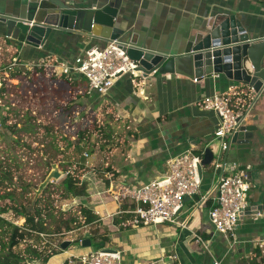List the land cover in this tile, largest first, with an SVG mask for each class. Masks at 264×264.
Segmentation results:
<instances>
[{"label":"crops","instance_id":"1","mask_svg":"<svg viewBox=\"0 0 264 264\" xmlns=\"http://www.w3.org/2000/svg\"><path fill=\"white\" fill-rule=\"evenodd\" d=\"M20 3L21 0H0V9L13 12ZM119 14L118 24L141 38L156 40L165 49L171 48L186 33L223 16L235 15L252 39L264 38V2L257 0H123ZM107 44L80 34L54 31L43 47L35 48L6 37V29L0 23V76L7 78L14 59L20 62L19 69L24 72L36 70L39 64L49 71L48 77L51 74L58 78L55 86L66 84L77 104L84 103L88 109H95L99 104V110L109 105L115 111L120 128L127 131V144L105 146L98 157L94 151L89 157L92 161L86 166L87 172L81 177L88 186V198L76 200L97 215L98 221L83 226V232L76 237L79 242L39 264H82L80 257L95 251L93 245L102 239L108 240L104 249L121 252V264L150 261L158 264H214L215 261L264 264V90L257 102L247 107L244 124L257 128L253 138L249 143H232L225 152L232 173L246 172L250 185L249 210L240 219L235 237L226 238L215 230L209 218L211 203L192 214L190 210L196 198L185 202L180 215L179 222L187 221L186 227L169 224L133 227L127 224L132 215H114L132 210V201L127 198L117 201L115 194L167 175L168 162L185 152L204 155L206 149H211L215 159L221 155L220 142L214 138L218 117L199 106L202 99L228 92L233 86L253 98L256 94L222 74L201 81L180 75L153 74L138 79L136 84L123 75L103 97L88 96L87 81L80 76L75 79L77 84L69 85L61 73L60 63L88 48ZM57 113L62 114L61 110L55 111V116ZM217 182L214 167L203 168L201 195L216 196ZM87 235L90 247L83 246ZM92 237H95L93 241ZM197 237L207 243L208 251L197 243ZM173 257L176 259H171Z\"/></svg>","mask_w":264,"mask_h":264},{"label":"rangeland","instance_id":"2","mask_svg":"<svg viewBox=\"0 0 264 264\" xmlns=\"http://www.w3.org/2000/svg\"><path fill=\"white\" fill-rule=\"evenodd\" d=\"M35 69L26 71L28 74L19 76L16 82H8L7 94L0 98V210L9 209L0 213V219L25 232V218L15 214L13 208L29 213L40 209L52 232L41 234L40 241L28 235L23 237L12 249L23 256L29 246L44 254L58 253L63 250L64 243L74 245L71 241L83 232V226L81 230L74 229V233L67 232L63 224L73 218H78L81 223L84 221L81 204L76 199H65L63 195L62 182L71 169L70 165L61 162L64 147L76 143L79 135H86L95 126H100L101 132L111 130L112 142L106 146L122 147L128 141L126 129L120 128L115 111L109 105L99 110V104L95 109H88L84 103L77 104L74 93L69 95L65 83L56 87L57 77L51 74L48 77L49 71L42 66ZM60 110L62 114L55 116V111ZM103 145L99 133L91 144L97 157L104 149ZM100 158L103 157L100 155ZM55 170L59 172L57 178L51 177ZM72 173L75 177L80 176L79 169H73ZM58 227L61 233L57 232ZM12 231L0 220V243H7ZM39 262L33 260L28 264Z\"/></svg>","mask_w":264,"mask_h":264},{"label":"water","instance_id":"3","mask_svg":"<svg viewBox=\"0 0 264 264\" xmlns=\"http://www.w3.org/2000/svg\"><path fill=\"white\" fill-rule=\"evenodd\" d=\"M122 2L123 0H21L16 11L0 9V23L6 29V37L35 48L43 47L54 31L80 34L105 43L119 40L129 58L140 64L139 70L144 78L161 74L180 75L192 81H201L206 77L222 74L251 89L256 94L257 102L264 90V38L252 39L247 28L235 15L215 18L186 33L171 48L165 49L156 40L141 38L138 33L118 24ZM256 129L243 124L232 143H249ZM227 157L228 153H225L222 167L215 170L217 184L232 167L227 164ZM214 160V152L206 149L199 166L201 178L203 168L212 166ZM58 176L57 170L51 174L53 178ZM187 200L188 198L185 202ZM244 216L245 213L240 219ZM69 244L64 243L63 249ZM83 246H91L89 235Z\"/></svg>","mask_w":264,"mask_h":264},{"label":"built area","instance_id":"4","mask_svg":"<svg viewBox=\"0 0 264 264\" xmlns=\"http://www.w3.org/2000/svg\"><path fill=\"white\" fill-rule=\"evenodd\" d=\"M39 67L40 65H36ZM140 64L131 60L121 46L119 40L108 43L105 47H91L81 54L60 63L61 73L65 76H80L87 81V95L100 97L110 93L119 77L126 75L133 84L143 77L139 70ZM20 68L17 59L12 61L9 70ZM144 78V77H143ZM1 82V80H0ZM253 92V91H252ZM242 96L247 97L243 100ZM234 100L236 103H234ZM255 98L251 94L240 90L237 86L228 92L204 97L199 106L206 111L214 112L218 117V124L214 130V138L220 142L221 155L215 159L212 166L216 170L222 167L223 153L230 149L233 137L240 131L247 116V109L240 106L254 104ZM87 156V154H85ZM203 158L193 152H185L168 162L169 173L142 186L133 187L123 193L115 194L117 201L127 198L132 201L134 208L128 212L120 211L114 215L127 213L132 218L127 222L133 227H149L161 224L186 227L180 223V215L185 209V199H195L190 212L192 214L202 207L212 205L208 209L209 218L215 230L224 237H235L240 218L248 208L249 178L246 172H229L222 176L216 185V196L201 195L202 178L199 166ZM113 215V216H114ZM71 233H74L72 230ZM79 242L76 238L73 244ZM81 242V241H80ZM197 243L208 251V245L201 237ZM175 260L176 258H171ZM82 264H121V252L108 249L92 251L80 257ZM144 264H158L155 261ZM179 264V263H178ZM214 264H221L215 261Z\"/></svg>","mask_w":264,"mask_h":264},{"label":"trees","instance_id":"5","mask_svg":"<svg viewBox=\"0 0 264 264\" xmlns=\"http://www.w3.org/2000/svg\"><path fill=\"white\" fill-rule=\"evenodd\" d=\"M28 72H24L21 69L14 68L12 70H7V78L4 76H0V98H3L6 92V87L8 82H16L19 76H25ZM79 76L68 77L64 76V79L69 85L77 84L75 81ZM83 78V77H82ZM243 100H247V97L242 96ZM234 103L236 101L234 100ZM243 110L247 109L246 105L240 106ZM9 108V106H8ZM50 132L49 130H47ZM101 133V141L104 142L103 147L105 148V144L111 143L112 133L111 130L107 132H101L100 126H95L91 128L86 135H79L76 143H69L62 150V163L70 165V171L67 172V176L62 182L63 185V195L65 199H78V198H88L87 189L88 186L85 182L81 180V177L87 172V165L91 163L92 159L89 158L90 155L94 153V147H91V144L94 142V139L97 134ZM56 144V143H55ZM57 148L56 146H54ZM60 151V150H59ZM87 154V156H85ZM79 169L80 176L75 177L72 173V170ZM53 173V172H52ZM51 173V174H52ZM9 209H1L0 213L8 212ZM13 211L18 216L25 218V227L26 231L22 232L21 229H18L16 226L12 225L8 221H2L3 225H6L13 229L12 236L7 243H0V264H28L30 261H38L40 260L43 263L48 262V260L57 254V252H51L50 254H44L43 251L34 249L32 246H29L25 251L26 256L21 255V253H16L12 251L14 247L19 244V241L26 235L30 237H35L36 240H41V234L50 235L52 232L47 227V223L45 222V216L43 210L37 209L34 213H29L26 210H20L17 208H13ZM81 217H83V223L78 221V218L69 219L63 224L66 226V230L72 231L74 229H80L84 225H88L91 223H95L98 221V216L95 215L91 210L81 204ZM72 224L75 226L72 227ZM57 232L61 233L59 227L57 228ZM95 237H92V241ZM107 239H102L101 242H95L93 245L97 250L104 249L105 243ZM78 242V241H77ZM28 254V255H27ZM44 254V255H43ZM253 264H257L256 262Z\"/></svg>","mask_w":264,"mask_h":264}]
</instances>
